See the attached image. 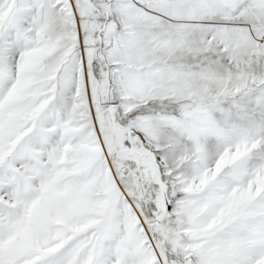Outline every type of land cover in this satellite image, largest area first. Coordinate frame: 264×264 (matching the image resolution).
Masks as SVG:
<instances>
[{"label": "snow or ice", "instance_id": "obj_1", "mask_svg": "<svg viewBox=\"0 0 264 264\" xmlns=\"http://www.w3.org/2000/svg\"><path fill=\"white\" fill-rule=\"evenodd\" d=\"M0 264H264V0H0Z\"/></svg>", "mask_w": 264, "mask_h": 264}]
</instances>
